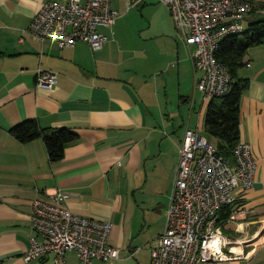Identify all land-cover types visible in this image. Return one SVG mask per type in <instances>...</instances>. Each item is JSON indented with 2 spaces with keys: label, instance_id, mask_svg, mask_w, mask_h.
I'll list each match as a JSON object with an SVG mask.
<instances>
[{
  "label": "crops",
  "instance_id": "0c3cea01",
  "mask_svg": "<svg viewBox=\"0 0 264 264\" xmlns=\"http://www.w3.org/2000/svg\"><path fill=\"white\" fill-rule=\"evenodd\" d=\"M49 1L64 0H0V264H53V255L28 263L24 255L35 235L32 204L54 189L68 194L71 212L112 223L109 244L120 259L89 264H151L186 129L213 138L205 131L211 99L195 88L194 47L157 0H112L119 17L99 29L108 37L100 51L39 43L25 31ZM244 63L239 142L251 145L258 167L253 187L233 193L236 220L220 223L242 256L223 264H264V44ZM39 70L57 74L52 90L37 86ZM29 119L68 128L77 140L51 162L43 139L22 143L10 133ZM65 264H81L78 254L68 252Z\"/></svg>",
  "mask_w": 264,
  "mask_h": 264
},
{
  "label": "built area",
  "instance_id": "2783aa9c",
  "mask_svg": "<svg viewBox=\"0 0 264 264\" xmlns=\"http://www.w3.org/2000/svg\"><path fill=\"white\" fill-rule=\"evenodd\" d=\"M157 1L169 8L187 46L194 47L196 90L206 99L229 94L234 79L229 67L217 59V52L225 38L245 31L255 12L264 15V7L258 4L264 0ZM111 2H45L25 36L39 43L55 41L61 49L85 42L93 51H100L108 37L99 29L112 28L119 17ZM57 82L53 71H38L39 88L52 90ZM257 167L249 143H238L233 160L228 162L207 138L186 129L166 230L150 249L151 264H223L242 258L232 247L239 241L233 242L223 234L220 212L236 203L234 191L253 187ZM68 199L66 192L54 189L46 200L33 202L30 221L35 235L24 261L53 255V264H65L66 254L72 251L78 254L81 264L119 260L120 250L109 244L112 223L71 212L66 206ZM230 220L235 221L236 215L232 214Z\"/></svg>",
  "mask_w": 264,
  "mask_h": 264
},
{
  "label": "trees",
  "instance_id": "16d2710c",
  "mask_svg": "<svg viewBox=\"0 0 264 264\" xmlns=\"http://www.w3.org/2000/svg\"><path fill=\"white\" fill-rule=\"evenodd\" d=\"M255 1V0H251ZM264 7V2L258 3ZM264 44V15L254 13L240 35L225 38L217 52V59L226 64L234 79L232 91L211 99L205 116L207 135L217 140L218 153L225 160H233V149L240 143V102L248 87V80L239 78L244 59L251 47ZM10 133L22 143L43 139L49 159L57 162L64 156L65 147L77 140V135L68 128L43 129L35 119L15 125ZM235 204L222 209L220 223L230 217Z\"/></svg>",
  "mask_w": 264,
  "mask_h": 264
},
{
  "label": "rangeland",
  "instance_id": "374dc122",
  "mask_svg": "<svg viewBox=\"0 0 264 264\" xmlns=\"http://www.w3.org/2000/svg\"><path fill=\"white\" fill-rule=\"evenodd\" d=\"M209 139H210V141H211L213 144L216 143V139H215V138H209ZM227 264H231V263H227Z\"/></svg>",
  "mask_w": 264,
  "mask_h": 264
}]
</instances>
